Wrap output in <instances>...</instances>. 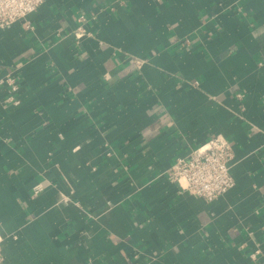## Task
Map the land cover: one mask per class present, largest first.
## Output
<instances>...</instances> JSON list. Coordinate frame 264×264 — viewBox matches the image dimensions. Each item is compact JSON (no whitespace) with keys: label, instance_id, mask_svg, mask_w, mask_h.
Instances as JSON below:
<instances>
[{"label":"crops","instance_id":"1","mask_svg":"<svg viewBox=\"0 0 264 264\" xmlns=\"http://www.w3.org/2000/svg\"><path fill=\"white\" fill-rule=\"evenodd\" d=\"M29 20L0 28L1 264H264V0H43ZM214 134L234 185L207 202L165 174Z\"/></svg>","mask_w":264,"mask_h":264},{"label":"built area","instance_id":"2","mask_svg":"<svg viewBox=\"0 0 264 264\" xmlns=\"http://www.w3.org/2000/svg\"><path fill=\"white\" fill-rule=\"evenodd\" d=\"M43 0H0V28L9 27L18 20H24L31 27L29 18L38 11ZM81 15L79 21H84ZM84 31L82 26L77 28ZM138 68H141L146 59L133 58ZM8 88L4 102L16 105L18 100L14 93L18 88L16 68L6 72L0 79V86ZM235 154L231 142L221 134L211 135L206 141L191 149L186 155L177 157L166 171V177L176 183L180 190L194 198H201L207 202L217 200L233 185L231 162ZM32 196L44 190L42 183L32 186ZM260 250L250 253L252 260L257 258ZM2 248L0 237V264L2 262Z\"/></svg>","mask_w":264,"mask_h":264}]
</instances>
